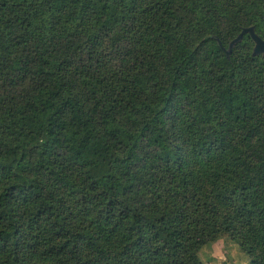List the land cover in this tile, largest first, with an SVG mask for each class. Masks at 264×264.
<instances>
[{
    "label": "trees",
    "instance_id": "16d2710c",
    "mask_svg": "<svg viewBox=\"0 0 264 264\" xmlns=\"http://www.w3.org/2000/svg\"><path fill=\"white\" fill-rule=\"evenodd\" d=\"M264 0H0V264H264Z\"/></svg>",
    "mask_w": 264,
    "mask_h": 264
},
{
    "label": "rangeland",
    "instance_id": "374dc122",
    "mask_svg": "<svg viewBox=\"0 0 264 264\" xmlns=\"http://www.w3.org/2000/svg\"><path fill=\"white\" fill-rule=\"evenodd\" d=\"M197 254L205 264H249L247 255L225 233L205 242Z\"/></svg>",
    "mask_w": 264,
    "mask_h": 264
},
{
    "label": "water",
    "instance_id": "95a60500",
    "mask_svg": "<svg viewBox=\"0 0 264 264\" xmlns=\"http://www.w3.org/2000/svg\"><path fill=\"white\" fill-rule=\"evenodd\" d=\"M244 33H249L254 41L252 52L254 54L263 53L264 54V38L259 36L253 29V26H244L236 36H234L228 43V46L224 48L226 54H229L232 50L233 45L239 41Z\"/></svg>",
    "mask_w": 264,
    "mask_h": 264
}]
</instances>
